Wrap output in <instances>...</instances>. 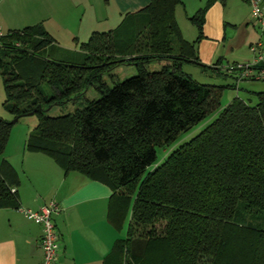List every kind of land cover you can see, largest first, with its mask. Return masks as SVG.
<instances>
[{
	"label": "trees",
	"instance_id": "16d2710c",
	"mask_svg": "<svg viewBox=\"0 0 264 264\" xmlns=\"http://www.w3.org/2000/svg\"><path fill=\"white\" fill-rule=\"evenodd\" d=\"M179 2L150 0L75 52L57 49L60 60L39 54L53 48L41 24L10 31L0 38L3 107L36 119L25 153L110 190L106 221L116 233L127 224L103 264H264V92L253 107L233 98L193 139L171 147L216 112L222 90L180 70L199 66L207 5L190 17L197 36L187 43L173 18ZM152 63L162 66L148 72ZM118 65L135 75L109 88L103 76ZM89 88L98 99L46 116L44 108L76 102ZM10 128L0 118V156ZM156 148L170 149L154 166ZM17 183L2 159L0 210L18 209Z\"/></svg>",
	"mask_w": 264,
	"mask_h": 264
},
{
	"label": "crops",
	"instance_id": "0c3cea01",
	"mask_svg": "<svg viewBox=\"0 0 264 264\" xmlns=\"http://www.w3.org/2000/svg\"><path fill=\"white\" fill-rule=\"evenodd\" d=\"M6 1L0 0V32L6 35L10 31L41 24L53 39V47L75 52L82 43L80 40H87L92 33L113 31L126 14L138 13L150 0ZM201 1H205L203 6L207 5V8L203 16L202 38L198 42V58L202 64H210L213 48L204 38L218 39L224 25L235 29L248 20L255 27L256 24L250 20V10L244 0H197V5ZM187 2L192 3V0H185L184 5ZM261 7L264 15L263 0ZM212 25L216 28L214 36L209 32ZM243 33L244 38L248 36V47L260 40L263 46L259 50L264 54V39L259 32L251 39L248 28H244ZM218 63L217 60L213 67L217 68ZM258 65H264V59ZM9 139L4 151L9 150ZM25 140L23 138L16 147L10 148L2 158L18 177L15 190L18 209L38 212L48 203L57 205L58 212L51 217L58 245L53 264H103L113 243L123 237L120 238L122 231L124 235L123 228L116 233L106 221L110 190L74 172L63 175L44 155L25 153ZM18 209L0 210V264H40L41 229L24 219Z\"/></svg>",
	"mask_w": 264,
	"mask_h": 264
},
{
	"label": "rangeland",
	"instance_id": "374dc122",
	"mask_svg": "<svg viewBox=\"0 0 264 264\" xmlns=\"http://www.w3.org/2000/svg\"><path fill=\"white\" fill-rule=\"evenodd\" d=\"M13 1V0H7ZM185 0H180L179 4L176 5L175 11L173 14V18L176 24V26L179 29V32L181 34V37L183 40L187 43H190L195 39L197 36V30L196 27L191 24L192 22L189 21L190 17H192L195 12L202 8L205 1H201V3H198L197 0H192V3H188L184 5ZM264 1V0H263ZM262 3V2H261ZM195 6L197 8H195ZM249 9V8H248ZM248 20V19H247ZM249 21V20H248ZM246 22L245 25H241L239 27H235V29H232L231 26H223L222 32H220V36L218 39H209L204 38V41L210 42L213 48V52L210 55L211 62L210 64H202L199 62L198 58V50L199 44L197 43L195 45L196 50V56L198 59L199 66L206 67L204 70L201 69L198 65H195L193 63H182L180 70L183 74H186L191 80L197 82L199 85L205 86L210 85L213 87L221 86V94L220 99L218 101V108L216 112L211 113L206 119L198 123L194 126L189 132L181 134L177 142H175L171 147L181 145L182 143L193 139V137L206 125L212 121L219 113V110L223 108L225 105L227 106L233 98H239L240 101L245 102L247 105L253 107L256 104V97L254 94L257 92H264V82L261 80H250L247 78L240 79V73L242 71L238 70H231L233 68L243 67L245 64H249L252 62V55L250 54L249 50L247 49V37L244 38L243 36V29L248 28L250 30L251 39L254 37V35H258L257 29L255 26L250 24V22ZM115 26V25H114ZM253 26V28H252ZM106 30V29H105ZM215 26L212 25L209 28V32L211 36L215 35ZM87 40L83 38L80 40V42L85 43ZM72 49H76L75 46L71 47ZM59 52V51H58ZM57 52L56 48H49V50H41L39 54L46 58H52L60 60L61 55ZM70 52H73L72 50ZM262 58H264V54H262ZM219 61L217 68L213 67L216 61ZM162 64L160 63H152L149 66H146V69L148 72H153L159 69ZM238 69V68H237ZM237 76H236V74ZM135 75L134 67L131 65L122 66L118 65L115 66L110 72L108 71L103 76V81L105 85L109 88L112 87L116 82L125 81L127 78ZM98 99L97 92H95L93 89L89 88L80 99H78L76 102H65L62 105L54 104L49 108H44V112L47 117H61L65 114L73 113L74 110L79 108L82 104L83 100L90 101V99ZM3 101H4V94L3 89L0 81V118L8 123H11L13 121V118L8 115L7 111L3 107ZM36 126V119L32 116H26L23 118H18L17 121L11 126L9 133V148L7 146V149L10 150V148L16 147L19 142L23 140V138H27V135L34 129ZM170 147V148H171ZM169 148V149H170ZM169 149H161L156 148L155 150V163L154 166H157L156 164L160 163L162 159L166 156L167 153H169ZM9 150H5L2 155L0 156V161L4 157L6 153L9 152ZM7 151V152H6ZM17 163V161H16ZM154 166H150L148 170L152 169ZM126 221L123 226V230L125 231L126 228ZM123 236V231L121 232L120 238Z\"/></svg>",
	"mask_w": 264,
	"mask_h": 264
},
{
	"label": "built area",
	"instance_id": "2783aa9c",
	"mask_svg": "<svg viewBox=\"0 0 264 264\" xmlns=\"http://www.w3.org/2000/svg\"><path fill=\"white\" fill-rule=\"evenodd\" d=\"M244 1L247 3L250 10V20H252L253 24H256L260 36L264 39V15L261 7L262 0ZM4 35V33L0 32V38ZM15 46L17 47V44H15ZM261 46H263L262 42L258 40L254 45L248 47L253 60L251 64L238 67V70L242 71V73H240V79L247 78L254 81L261 80L264 82V65L260 67L258 65V63L264 59L259 50ZM252 70H254L255 73H252ZM18 210L23 215L24 219L37 224L41 229L39 249L41 251L42 260L40 264H53L54 260H56L55 257L58 251V245L57 236L51 223V217L58 212L57 205L48 203L38 212L24 211V209Z\"/></svg>",
	"mask_w": 264,
	"mask_h": 264
},
{
	"label": "water",
	"instance_id": "95a60500",
	"mask_svg": "<svg viewBox=\"0 0 264 264\" xmlns=\"http://www.w3.org/2000/svg\"><path fill=\"white\" fill-rule=\"evenodd\" d=\"M128 60V58H126L125 60H123L124 62H126ZM231 70H238L237 68H233V69H231ZM32 115V113H27L24 117H26V116H31ZM17 117L16 118H13V121L11 122V123H9V125H13L16 121H17Z\"/></svg>",
	"mask_w": 264,
	"mask_h": 264
}]
</instances>
